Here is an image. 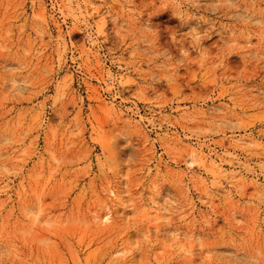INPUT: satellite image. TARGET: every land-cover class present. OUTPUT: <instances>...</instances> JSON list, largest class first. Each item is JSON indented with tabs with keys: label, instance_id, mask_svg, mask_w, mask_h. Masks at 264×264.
Wrapping results in <instances>:
<instances>
[{
	"label": "rangeland",
	"instance_id": "1",
	"mask_svg": "<svg viewBox=\"0 0 264 264\" xmlns=\"http://www.w3.org/2000/svg\"><path fill=\"white\" fill-rule=\"evenodd\" d=\"M69 2L73 8L80 2L83 8L85 3L96 4L98 0ZM17 3L23 4L31 12V0H17ZM57 3L62 4L64 0H57ZM257 3L264 7L259 0ZM141 5L142 0H130L125 4L136 9ZM48 6L51 7L50 0ZM114 7L118 9L119 4H114ZM243 7L241 4L236 11L242 12ZM150 10V7L146 9L140 19H144ZM88 11L91 12L90 6ZM166 11L167 15L163 11L153 13L159 17L152 24L161 42L169 38L168 30L175 27L171 9ZM122 19L119 17L118 21ZM70 27L71 17L63 22L55 21L51 35L72 46L79 42L83 47L85 33L82 26L77 25L72 31H69ZM107 27H111V21ZM232 35L212 36L200 42L207 49L206 63L214 62L218 47L230 41ZM21 38L25 41L35 40L32 47L39 50V55L32 71L22 72L18 57L11 52H0V143L14 139V133L19 131L18 126H24L33 118L30 109L35 98L28 96L32 90L28 80H42V67L45 64L50 67L52 60L59 63V57L49 45L47 33H38L35 26L21 21L16 13L0 15V41L11 43ZM190 41L191 38H188L183 42L189 56H201L200 51L190 46ZM253 43L257 42L253 40ZM133 51L136 53L134 57ZM171 51L179 54L176 47H171ZM67 55L66 66L71 68L79 52H68ZM116 55L120 56L121 50H117ZM122 56L123 60L116 62L111 58L104 61L112 74L106 79L99 78L103 69L98 64L91 68V74L88 69L77 72L75 68L61 72V80L67 78L70 82L68 93L62 103L58 102L55 111L47 107L51 101L46 102L45 111H48L53 125L49 129L50 136L56 137L58 134L67 141L65 156L69 163L53 174L65 188L63 203L55 208L50 199L41 200L38 197L20 217L5 211L4 216L12 230L0 232V251L18 252L19 255L12 258L14 264H27L28 259H34L37 254L44 258L41 250L46 249L48 264H59L68 254L64 246L71 233L78 232V238H88L93 226L85 223L88 217L84 210L96 211V204L104 199L103 187L109 190L108 195L115 193L111 201L115 220L109 231L114 233L113 239H119L110 257L105 258H111L114 264H140L145 256L144 245L148 241L153 242L149 259L155 258L159 264H175L176 257L171 255L174 246L178 248L191 244L190 237L201 236L209 227L222 231L225 226L236 225L237 231H246L250 241L264 248V228L260 227L264 223V209L259 203L250 204L252 199L264 202V191H261L264 177L242 174L238 166L239 163L252 165L258 155V152L256 155L249 153L246 159L241 154V138L245 129L233 131L232 123L226 121L227 126L211 136L193 135L191 130L210 126L211 122L219 121L221 114L211 110L208 104L193 103L189 89L180 80L172 86L163 80L157 81L158 75H164L163 67L153 68L144 76L137 75L133 64L125 67L124 61L129 58L145 70L149 68V61L156 65L165 63L162 56L155 55L147 38H137L134 47L130 45L122 50ZM231 60L229 56L228 68H231ZM79 64L80 61L76 60L77 68ZM240 70L246 73L249 81L264 79V68L255 61L251 67L241 63ZM178 71L183 74L185 69L182 67ZM122 76L124 79L121 81L119 78ZM55 88L51 86L53 95ZM227 88L226 83L223 90ZM174 95L178 98L173 99ZM221 98L222 93L218 92L216 103ZM250 115L253 119L244 121L248 135L261 143L258 134L264 132V126L255 118L258 113ZM72 117H77L83 127L77 128ZM58 124L65 127H55ZM43 142L42 136L37 137L38 144ZM247 142L245 138L243 143ZM10 151L3 155L7 156ZM85 157L88 171L78 175L72 171L76 165L71 162L79 159L80 168L83 169ZM158 171L167 173V176L157 177ZM88 185L92 188L85 191ZM21 187L11 163L0 161V202L7 200L6 208L15 207ZM93 191L96 192L95 201L92 199ZM185 191L187 196L184 195ZM241 197L249 200L242 203ZM246 204L249 206L246 207ZM104 223L107 224L108 220H104ZM201 239L204 237L201 236ZM90 243L92 250L84 255L85 261L98 256L96 241ZM223 251H206L201 258L202 264H233L231 254ZM75 255L79 260L80 254ZM254 255L258 261L264 260V254L254 252Z\"/></svg>",
	"mask_w": 264,
	"mask_h": 264
},
{
	"label": "clouds",
	"instance_id": "2",
	"mask_svg": "<svg viewBox=\"0 0 264 264\" xmlns=\"http://www.w3.org/2000/svg\"><path fill=\"white\" fill-rule=\"evenodd\" d=\"M31 0L28 8L17 0H0V15L7 16L10 13H16L21 21H27L35 26L38 33H47L48 42L53 52L59 57V63L56 60L50 62L49 67L45 64L42 67L44 73L43 79L28 80L32 84V90L28 96L35 98L32 103L30 113L33 118L24 126H18L19 131L14 133V139L5 140L0 143V161L11 163L13 174L21 181L20 195L15 202L14 208H6L8 201L0 202V232L11 231L4 216L7 211L10 215L20 217L23 215L30 203L36 202L39 197L41 200L47 198L52 201V207L59 208L63 203L65 188L62 182L56 181L54 173L60 171L61 166L68 164L69 161L65 156V145L63 137L58 134L51 137L49 133L52 127V121L49 120L48 111H45L46 102L51 101L47 107L55 111L58 102H63L66 97L70 82L67 78L61 80V72L69 71L75 68L77 72L82 69H88L91 74V68L97 64L103 69L100 79H106L112 74L108 72L104 61L112 59L113 62L123 60L122 50L133 47L137 38H147V42L152 45L156 56H162L165 63L156 65L149 61L148 69H140L138 63L132 58L124 61L125 67L133 64L137 70L138 76H144L150 73L153 68L163 67L164 75L157 76L156 80H163L167 85L172 86L180 80L186 88L189 89V95L195 104H208L211 110L221 114L219 121L211 122L210 126L199 127L192 131L193 135L211 136L219 129L226 127V121L233 125L232 130L245 129L244 137L241 138V154L249 158L248 154L256 156L252 165L239 163L242 174H251L254 177H264V132L258 134L261 143L248 135L245 120L253 119L250 114L258 113L255 117L260 124L264 126V79L249 81L246 79V73L240 70L241 63L251 67L255 61L260 67L264 68V7L258 6L257 0H142L139 9L126 7L130 0H98L96 4L81 8L78 2L73 8L69 0L58 4L57 0ZM114 4H119L115 8ZM243 4V11L237 12ZM259 4H264V0H259ZM91 7V12L88 7ZM147 12L144 19H140L143 12ZM167 9H171L172 16L175 17V27L168 30L169 38L163 39L158 35V31L153 27L152 21L159 19L153 13L163 11L167 15ZM67 17H71L72 31L77 25L82 26L85 33L84 46L81 47L79 42L75 46L69 45L63 39H57L51 35L52 25L55 21L63 22ZM98 17V19H97ZM119 17H123L118 21ZM111 21V27H107ZM194 22V23H193ZM22 26V25H21ZM232 33L230 41H225L217 49L214 62L206 63L207 49L201 46V41L212 36H221ZM23 36V33L21 34ZM179 36V40L177 39ZM132 37V39H129ZM191 38L190 46L201 52V56L196 58L190 57L187 49L184 48L183 42ZM255 40L257 43H253ZM110 41V43H109ZM35 40L25 41L22 38L9 43L0 41V52H11L18 57L21 63V71L31 72L39 50L32 47ZM107 46V50H105ZM171 47L178 49V55L172 53ZM117 50H121V55L117 56ZM68 52H79V56L73 61V65L67 67ZM136 55L133 51V57ZM231 56V68L227 66V58ZM76 60L80 61L79 67H76ZM198 65V67H195ZM184 68L181 74L178 69ZM127 72H125V76ZM121 81L124 77L119 78ZM228 84L227 90L224 85ZM51 86H56L55 94H52ZM222 93L219 103H216L217 93ZM43 97V99H40ZM139 98V96L137 97ZM176 95L173 99H177ZM211 101V103H209ZM186 111V110H182ZM195 119V117H192ZM76 122V127L81 128L77 117H72ZM57 128H64L63 124L55 125ZM186 131H189L186 129ZM43 138V143H37V137ZM247 143H243L244 139ZM64 141V142H61ZM15 145V147H12ZM11 149L7 156L3 153ZM171 158V157H170ZM31 162V165H29ZM71 163L76 167L72 168L73 172L78 175L82 171H88L87 158L85 157L83 169L80 168L81 161L73 160ZM167 173L157 172V177H166ZM154 179H156L154 177ZM159 182H163L160 180ZM103 187V186H102ZM92 188L88 185L84 190ZM108 189L103 187L104 199L96 204V211L93 213L90 209L84 210L88 219L86 224L93 226L92 231L88 233V238H78L79 233L73 232L70 238H66L65 252L68 253L63 257L59 264H114L110 257L113 249L117 247V240L113 239V232L109 231L115 217L113 216V207L111 201L115 193L108 195ZM264 191V187L261 188ZM158 194V193H157ZM188 195L187 191L184 193ZM96 192H92V199L95 201ZM241 202L249 200L247 197H241ZM259 203L264 209V202L250 200V204ZM246 207L249 205H245ZM104 220H108L105 224ZM204 223H208L205 221ZM179 226V225H177ZM264 228V223L260 225ZM115 231H119L116 229ZM101 233H104L101 235ZM201 236L204 239H201ZM195 238L190 237L191 244H185L178 248L174 246L171 255L176 257L175 264H202V257L206 251L220 250L231 254L233 264H264V260H257L254 252L264 254V248L257 247L249 239L246 231H237L236 225L225 226L222 231L215 230L212 227ZM99 237V239H97ZM147 240V237H145ZM95 240L98 245V256L96 258L84 259L86 253L91 252L90 241ZM152 243L148 241L144 245L145 256L140 264H159L155 258L149 259L148 255L152 250ZM140 247V245H134ZM44 258L41 254L29 258L27 264H48L47 250L42 249ZM76 253L80 254V259H76ZM127 254V252H125ZM19 255L12 250L0 251V264H14L13 257Z\"/></svg>",
	"mask_w": 264,
	"mask_h": 264
}]
</instances>
